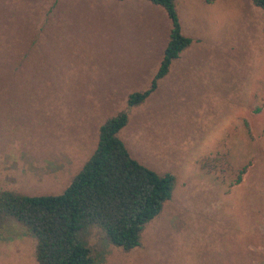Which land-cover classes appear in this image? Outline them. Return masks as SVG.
I'll use <instances>...</instances> for the list:
<instances>
[{
	"label": "rangeland",
	"instance_id": "rangeland-1",
	"mask_svg": "<svg viewBox=\"0 0 264 264\" xmlns=\"http://www.w3.org/2000/svg\"><path fill=\"white\" fill-rule=\"evenodd\" d=\"M193 39L146 101L171 27L147 0H0V190L59 194L94 150L99 125L132 157L177 178L172 196L124 250L79 232L94 264H264V12L251 0H175ZM248 164L229 185L199 168ZM231 179V178H230ZM0 229V264H38L19 223ZM93 264V263H92Z\"/></svg>",
	"mask_w": 264,
	"mask_h": 264
},
{
	"label": "trees",
	"instance_id": "trees-1",
	"mask_svg": "<svg viewBox=\"0 0 264 264\" xmlns=\"http://www.w3.org/2000/svg\"><path fill=\"white\" fill-rule=\"evenodd\" d=\"M147 1L165 10L171 27L149 86L129 93L127 107L144 103L172 62L193 42L181 33L175 0ZM251 2L264 12V0ZM127 113L119 111L99 125L94 150L61 193L0 190V229L13 233L11 222L23 226L36 239L38 264H94L89 247L79 238V232L89 226H96L98 235L114 246L139 247L146 225L171 198L177 176L170 171L158 173L132 157L118 136L128 122ZM199 162L201 170L229 185L239 183L248 166L234 165L226 154Z\"/></svg>",
	"mask_w": 264,
	"mask_h": 264
},
{
	"label": "crops",
	"instance_id": "crops-1",
	"mask_svg": "<svg viewBox=\"0 0 264 264\" xmlns=\"http://www.w3.org/2000/svg\"><path fill=\"white\" fill-rule=\"evenodd\" d=\"M173 62H174V61H173ZM158 67H159V66H158ZM156 70H157V69H156ZM156 70H155V72H156ZM169 72H170V69H169L168 73H167L163 78H166V77L168 76ZM153 75H154V74H153ZM163 78H162V79H163ZM151 79H152V78H151ZM160 80H161V79H160ZM160 80H159V81H160ZM150 81H151V80H150Z\"/></svg>",
	"mask_w": 264,
	"mask_h": 264
}]
</instances>
